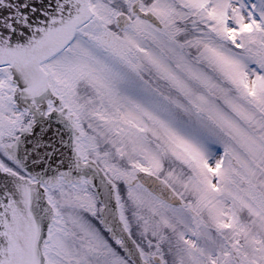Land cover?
<instances>
[{"label":"snow or ice","instance_id":"snow-or-ice-1","mask_svg":"<svg viewBox=\"0 0 264 264\" xmlns=\"http://www.w3.org/2000/svg\"><path fill=\"white\" fill-rule=\"evenodd\" d=\"M0 264H264V0H0Z\"/></svg>","mask_w":264,"mask_h":264}]
</instances>
